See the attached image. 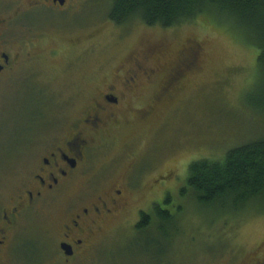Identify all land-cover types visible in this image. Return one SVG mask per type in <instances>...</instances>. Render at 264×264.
I'll list each match as a JSON object with an SVG mask.
<instances>
[{
    "label": "rangeland",
    "instance_id": "374dc122",
    "mask_svg": "<svg viewBox=\"0 0 264 264\" xmlns=\"http://www.w3.org/2000/svg\"><path fill=\"white\" fill-rule=\"evenodd\" d=\"M33 1L42 4L27 12ZM49 3L0 0L2 16L26 12L24 23L9 29L16 46L24 47L23 59L0 86V204L10 203L52 142L69 134L71 121L131 64L133 55H146L149 65L158 68L154 82L146 83L144 105L193 53L195 64L148 117L141 111L133 124L124 123L105 140L98 138L85 172L58 194L52 208L28 216L20 237L32 244L34 237L48 235L50 226L56 229L74 203L131 180L134 187L124 191V207L96 227V249L88 264L264 259L263 204L243 210L204 206L188 187L192 162L222 160L231 148L264 138L260 49L248 33L213 14L168 28L139 20L119 26L108 17L110 0H69L63 9ZM31 53L34 57L27 59ZM137 103L123 113L133 117ZM167 195L172 197L169 209L177 215L169 236L135 230L139 209L150 213L153 203L162 204ZM78 197L82 199L75 201ZM19 242V254L31 261L29 246Z\"/></svg>",
    "mask_w": 264,
    "mask_h": 264
},
{
    "label": "flooded vegetation",
    "instance_id": "af4514ba",
    "mask_svg": "<svg viewBox=\"0 0 264 264\" xmlns=\"http://www.w3.org/2000/svg\"><path fill=\"white\" fill-rule=\"evenodd\" d=\"M44 1L62 9L69 2L67 0L65 5H61L54 0ZM33 4L41 5L42 2H30L29 5L32 7L27 12L38 8V5ZM25 14L26 12L17 9L12 16L0 15V86L23 59L24 47L16 46L9 29L24 23L22 17ZM30 57L34 55L32 53L27 55V59ZM146 59V55H133L130 59L131 64L124 66L108 80L107 88L101 89L98 98L85 105L80 116L71 121L69 134L57 137L52 142L37 168L24 186L12 196L10 203L0 204V264H19V259H24L26 264H88L96 249L94 236L96 227H99L103 218L124 207L126 204L124 191L134 187L133 181L128 180L118 187L115 185L103 195L88 201L80 200L82 198L79 196L75 201H80L65 211L56 229L50 226L47 230L48 235L34 237L37 240L32 239V244L20 237L22 223L33 213L47 207L52 208L58 194L65 191L78 174L85 172L90 153L100 144L97 142L98 138L101 140L103 137L105 140L112 135L111 131L118 130L124 123L133 124L141 111L143 118L148 117L155 109V105L165 99L173 87L181 83L184 75L191 71L195 64L193 53L192 58L190 56L185 58L176 69V73L162 83L163 90L150 97L151 102L144 105L140 100L148 86L146 83L154 82L158 73V68L150 66ZM133 102H139L137 107L134 106L135 115L127 116L123 110L127 105L134 104ZM145 107H148L149 111ZM155 204L164 203H153V207ZM142 212L149 214L139 209L140 218L132 225L135 230H138L137 226L143 221ZM54 237L55 241L52 239ZM20 240L29 246L27 253L31 261L19 254ZM238 264H264V259L256 257L247 263L240 261Z\"/></svg>",
    "mask_w": 264,
    "mask_h": 264
},
{
    "label": "trees",
    "instance_id": "16d2710c",
    "mask_svg": "<svg viewBox=\"0 0 264 264\" xmlns=\"http://www.w3.org/2000/svg\"><path fill=\"white\" fill-rule=\"evenodd\" d=\"M213 14L231 20L245 30L251 44L260 49L261 96L264 107V0H110L108 17L119 26L139 20L149 26L174 27ZM233 20V21H232ZM188 187L199 204L230 205L243 210L264 206V138L231 148L222 160L191 163ZM187 188L182 189L186 193ZM171 195L163 205L155 204L149 214L141 213L139 231L151 230L161 236L176 226L177 215L169 209ZM168 206V207H167ZM179 212V210H177Z\"/></svg>",
    "mask_w": 264,
    "mask_h": 264
},
{
    "label": "water",
    "instance_id": "95a60500",
    "mask_svg": "<svg viewBox=\"0 0 264 264\" xmlns=\"http://www.w3.org/2000/svg\"><path fill=\"white\" fill-rule=\"evenodd\" d=\"M55 2H59L61 5H65L67 0H54ZM65 248V247H64ZM66 249V248H65Z\"/></svg>",
    "mask_w": 264,
    "mask_h": 264
}]
</instances>
